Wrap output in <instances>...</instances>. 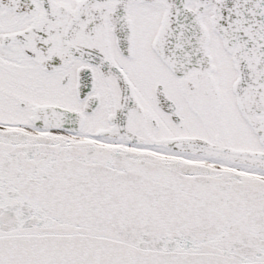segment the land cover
<instances>
[{
  "label": "snow or ice",
  "instance_id": "obj_1",
  "mask_svg": "<svg viewBox=\"0 0 264 264\" xmlns=\"http://www.w3.org/2000/svg\"><path fill=\"white\" fill-rule=\"evenodd\" d=\"M0 264H264V0H0Z\"/></svg>",
  "mask_w": 264,
  "mask_h": 264
}]
</instances>
